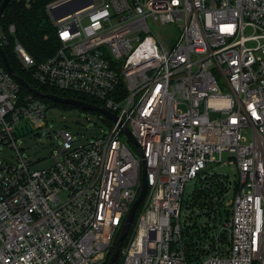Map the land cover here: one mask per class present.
Wrapping results in <instances>:
<instances>
[{
	"label": "built area",
	"instance_id": "1",
	"mask_svg": "<svg viewBox=\"0 0 264 264\" xmlns=\"http://www.w3.org/2000/svg\"><path fill=\"white\" fill-rule=\"evenodd\" d=\"M63 1L47 5L57 50L42 61L14 52L38 84L95 99L118 120L104 116L109 131L85 145L59 132L56 162L33 168L19 138L45 125L48 99L24 93L0 57V151L16 154L0 165V264H108L143 162L148 191L114 264H264V0H73L80 9L55 21ZM156 25L176 31L170 45ZM215 180L224 205L200 218L191 195ZM195 222L209 232L200 257L187 248Z\"/></svg>",
	"mask_w": 264,
	"mask_h": 264
},
{
	"label": "trees",
	"instance_id": "2",
	"mask_svg": "<svg viewBox=\"0 0 264 264\" xmlns=\"http://www.w3.org/2000/svg\"><path fill=\"white\" fill-rule=\"evenodd\" d=\"M54 1L56 0H31L30 6L28 7L26 5V0H12L0 18V27L3 28V32L6 34L7 39L6 41H3L2 38H0L2 48L17 74L33 88L38 89L45 94H54L61 97L83 100L94 105H102L99 101L90 97L59 91L38 84L23 68L14 52V46L20 44L34 59L42 61L57 50L59 42L56 36V27L47 11V5ZM2 2L3 0H0V5ZM10 25L15 26V32L12 34L8 33ZM22 90L24 93L28 92L24 87ZM56 104L78 107L70 104ZM208 182L211 183V180ZM214 183L215 184H212L210 187L198 186L191 195L189 207L191 209L197 208L200 211V214L198 215L200 218L203 216L210 217V211H213L218 203L220 204L224 184L217 183L216 180ZM213 185H216L217 187ZM222 204L224 205V202L220 205ZM230 214L231 210L230 207H228L225 209V219H228ZM196 224L197 223L195 222V225H193L192 233H189L190 238L187 240V248L192 254H196L200 257L201 255H207L210 253V251L205 250L201 245H198V241L203 244V242L208 239L209 232L208 228L200 230L198 224ZM208 241H210L211 248L214 250L216 248L215 241L211 238ZM219 242L220 245L228 243L226 233L221 234Z\"/></svg>",
	"mask_w": 264,
	"mask_h": 264
},
{
	"label": "rangeland",
	"instance_id": "3",
	"mask_svg": "<svg viewBox=\"0 0 264 264\" xmlns=\"http://www.w3.org/2000/svg\"><path fill=\"white\" fill-rule=\"evenodd\" d=\"M86 23V19L83 20ZM154 30L164 39L167 36H176V31H172L170 25L154 26ZM3 31H0V38L3 35ZM250 30H247V34ZM167 45H170V40L165 41ZM47 105V112L45 118V125L42 128L29 130L25 134H21L19 138V144L23 149V155L33 162L32 167L37 169L48 168L56 162V154L62 149V138L59 135L61 131H68L74 137V146L85 145L89 143L93 138L102 135L109 131V126L104 121V115L99 112L85 110L74 106L57 105L55 102L46 100L44 101ZM244 136L248 141L251 140V130L247 129L244 131ZM131 150L138 154V149L129 144ZM228 157L224 154V160ZM6 162H16L15 151L10 148H3L0 151V165ZM219 171L228 175L231 179L235 180L238 178L237 170L235 166H222ZM194 182H191L186 187L184 195V207L183 211L186 210L187 200L189 193L194 189ZM62 198L66 197V193L60 194ZM233 194L231 193L229 199H232ZM230 201V200H229ZM190 213V212H189ZM223 220L225 219V210L221 212ZM190 215V219H192ZM126 244V241H125ZM119 262V261H118ZM117 262V263H118Z\"/></svg>",
	"mask_w": 264,
	"mask_h": 264
},
{
	"label": "water",
	"instance_id": "4",
	"mask_svg": "<svg viewBox=\"0 0 264 264\" xmlns=\"http://www.w3.org/2000/svg\"><path fill=\"white\" fill-rule=\"evenodd\" d=\"M11 1L12 0H3V2L1 3V5H0V18L2 16L4 10L6 9V7L8 6V4ZM72 2H74V1L73 0H66V1H63L62 3H60L61 5L53 8L51 10L53 19L55 21H57V20L63 18L64 16H66L70 13H73V12L77 11L78 9H80V7H75V6L73 8H69L71 6ZM0 57H1L2 61L4 62L8 71L21 83V85L24 88H26L28 91L38 95L39 97L48 99V100L53 101L55 103L75 105V106H78V107L85 109V110L99 112L102 115H104L105 117H107V118H109L115 122L118 120V117L115 114H113L112 112H110L105 107L90 104V103H87L86 101L79 100V99L66 98V97H61V96L54 95V94H45V93L39 91L38 89L33 88L28 82H26L21 76H19L17 74V72L14 70V68L10 64V61H9L7 55L5 54L1 44H0ZM122 130H123V133L125 134V136L130 141V143L132 145H134L139 150V152L142 154L141 148L138 145L136 139L132 135L129 128L124 126ZM147 191H148V184H147V180H146V165H145V162H143V175H142V181H141L140 194H139L138 198L136 199V201L134 202V204L132 205V207H131L128 215H127L125 225H124V227L121 231V234H120V236L116 242L114 252H113L108 264H114L118 261L122 247H123V244H124V241H125L127 235L129 234L130 227H131L132 223L134 222L137 209L140 206V204L144 201L145 196L147 194Z\"/></svg>",
	"mask_w": 264,
	"mask_h": 264
}]
</instances>
